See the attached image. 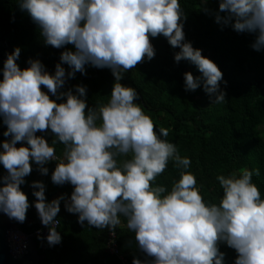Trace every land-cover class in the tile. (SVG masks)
Returning <instances> with one entry per match:
<instances>
[{
  "label": "clouds",
  "instance_id": "obj_1",
  "mask_svg": "<svg viewBox=\"0 0 264 264\" xmlns=\"http://www.w3.org/2000/svg\"><path fill=\"white\" fill-rule=\"evenodd\" d=\"M218 5L216 23L253 35L251 48L264 50V0H218ZM19 7L38 26L45 46L72 45L74 51L61 53L54 75L39 60L29 59L21 69L16 63L19 47L4 61L0 118L8 139L0 142V165L7 173L0 177V212L23 223L30 204L21 185L33 171L32 163L47 175L45 165L55 161L51 181L71 184L70 197L47 202L45 184H31L34 207L49 229V246L62 241L56 217L64 201L82 226L86 222L114 235L123 224L133 232L139 251L150 260L133 258L132 264H224L221 244L235 250L234 264H264V199L252 182L260 169L218 175L223 195L219 203L205 202L196 177L187 171L191 160L161 138L168 137L169 129L162 127L158 134L135 102L137 90L120 83L125 73L155 57L151 38L162 35L179 49L174 61H188L201 74L185 72L184 90L202 86L212 104L226 102L221 70L185 41L187 15L179 0H20ZM201 10L212 11L206 6ZM62 64L71 70L66 73ZM86 65L111 70L115 82L106 104L89 107L84 85H75V93L61 91L66 79L77 72L86 75ZM49 129L55 137L51 145L36 135ZM57 143L64 146L62 157ZM118 157L126 159L118 162ZM169 161L180 169L170 190L155 184Z\"/></svg>",
  "mask_w": 264,
  "mask_h": 264
},
{
  "label": "trees",
  "instance_id": "obj_2",
  "mask_svg": "<svg viewBox=\"0 0 264 264\" xmlns=\"http://www.w3.org/2000/svg\"><path fill=\"white\" fill-rule=\"evenodd\" d=\"M19 2L0 0V80L3 78L4 61L17 47L21 51L16 63L21 69L29 66V59L39 60L45 70L54 75L61 53L74 51V48L72 45L60 49L45 46L38 26L26 12L21 11ZM179 2L187 15L183 28L185 41L190 42L193 48L202 50V55L211 59L221 70L223 79L220 87L226 92V102L212 104L202 86L195 91L184 90L185 72H191L194 76L201 74L188 61L177 64L174 53L179 49H173L162 35L151 38L155 57L151 61L145 59L125 73L120 83L137 90L139 98L135 102L150 116L158 134L162 127L169 129L168 137L161 138L175 144L181 157L191 160L187 171L196 177L197 187L205 202L219 203L223 195L216 179L218 175H238L241 169L254 168L260 169V175H253L252 182L264 199V138L261 130L264 124V50L257 52L251 48L253 35L237 33L231 27H223L215 22L218 0H207L206 5L204 0ZM204 6L212 10L211 14L201 10ZM61 66L66 73L71 70L67 64ZM85 71L86 75L77 72L74 78L66 79L61 91L72 89L75 93V85H84L87 88L86 101L89 107L106 104L115 82L111 70L86 65ZM43 90L47 92L46 88ZM49 96L56 99L51 93ZM5 130L6 125L0 118V142L6 138L3 136ZM36 135L43 136L50 145L55 139L50 129L37 132ZM54 147L57 155L62 157L64 146L57 143ZM124 159L118 157V162ZM55 166V161L49 162L45 165L49 169L48 174L42 175L33 162V171L25 177V184L21 185L30 207L23 223L12 220L22 235L49 231L48 227L42 225L34 207L36 198L32 195L33 181L45 184L47 202L61 195L70 197L73 191L71 184L58 186L52 183L51 174ZM6 174L3 165H0V177ZM179 177L180 169L174 167L173 161H169L165 172L157 177L155 184H162L170 190L172 183ZM61 204L56 219L60 221L57 231L62 241L58 245L49 246L46 239L37 235L34 238L37 250L45 256L39 264H120L115 256L106 252L107 229H96L86 222L82 226L77 222L78 215L67 212ZM115 232L119 251L130 264L133 258L150 260L139 251L135 234L126 226H118ZM219 247L225 253L224 264H234L237 256L235 250L225 244Z\"/></svg>",
  "mask_w": 264,
  "mask_h": 264
},
{
  "label": "water",
  "instance_id": "obj_3",
  "mask_svg": "<svg viewBox=\"0 0 264 264\" xmlns=\"http://www.w3.org/2000/svg\"><path fill=\"white\" fill-rule=\"evenodd\" d=\"M37 235L46 239L48 231L22 235L14 221L0 212V264H39L43 261L45 256L38 252L34 242Z\"/></svg>",
  "mask_w": 264,
  "mask_h": 264
},
{
  "label": "built area",
  "instance_id": "obj_4",
  "mask_svg": "<svg viewBox=\"0 0 264 264\" xmlns=\"http://www.w3.org/2000/svg\"><path fill=\"white\" fill-rule=\"evenodd\" d=\"M5 139H8V138H5ZM0 150H2V148H0ZM61 207H64V202L61 204ZM106 252L110 256H115L117 260L120 262V264H130L127 261L125 255L119 251L116 232L113 235L112 233L109 232L108 229L106 232Z\"/></svg>",
  "mask_w": 264,
  "mask_h": 264
},
{
  "label": "rangeland",
  "instance_id": "obj_5",
  "mask_svg": "<svg viewBox=\"0 0 264 264\" xmlns=\"http://www.w3.org/2000/svg\"><path fill=\"white\" fill-rule=\"evenodd\" d=\"M261 130L263 132V138H264V124L261 126Z\"/></svg>",
  "mask_w": 264,
  "mask_h": 264
}]
</instances>
